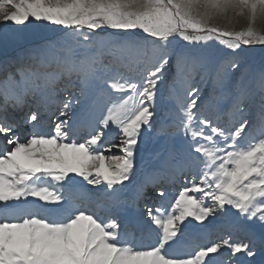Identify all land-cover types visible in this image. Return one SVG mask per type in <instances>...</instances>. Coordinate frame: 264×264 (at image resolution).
Returning <instances> with one entry per match:
<instances>
[{"label":"snow or ice","instance_id":"6c2138e0","mask_svg":"<svg viewBox=\"0 0 264 264\" xmlns=\"http://www.w3.org/2000/svg\"><path fill=\"white\" fill-rule=\"evenodd\" d=\"M237 17L247 21L240 30L228 26ZM257 21H264V0H0L4 44L18 38L13 29L20 26L47 22L66 30L45 45L48 55L13 61L14 71L0 78V264H256L240 257L264 253V234L194 237L187 244L182 238L189 218L203 225L229 208L264 227V70L255 121L256 93L246 72L234 95L229 87L242 65V46H264ZM105 29H139L150 39L101 35ZM174 40L204 50H177L170 47ZM212 41L228 51L211 49ZM169 72L175 111L159 116L157 96L163 98ZM210 73L222 95L198 104ZM61 81L65 91L78 82V95L66 96L53 131H42L44 101L57 95ZM29 98L37 107L27 116L32 131L21 138L8 112L22 110ZM222 98L230 100L226 109ZM82 101L105 105L83 137L69 123ZM110 128L118 131V143L106 142ZM142 131L166 140L182 133L188 145L180 170L188 178L174 200L146 209L155 226L147 244L121 232L114 196L134 176ZM114 149L120 154H111ZM174 159L169 150L167 160ZM75 177L103 186L107 195L97 198ZM29 197L43 203L28 204ZM222 249L229 256L220 262L213 254Z\"/></svg>","mask_w":264,"mask_h":264},{"label":"rangeland","instance_id":"374dc122","mask_svg":"<svg viewBox=\"0 0 264 264\" xmlns=\"http://www.w3.org/2000/svg\"><path fill=\"white\" fill-rule=\"evenodd\" d=\"M224 24V21H220ZM246 19L237 17V21L234 25H228L229 27H235L236 30H240L246 26ZM257 28L264 30V21H257ZM99 31V30H98ZM13 32L18 36L17 39H11L7 44L0 42V78L3 77V73L9 69L14 71L13 61H24L31 63L30 57L34 54L48 55L49 50L45 48V45L49 41L57 40L64 36L66 30L62 26L50 25L47 22H38L35 24H29L27 27H17L13 29ZM101 35L109 34L118 37H133L138 39H150L147 34H144L141 30H132L129 32H123L120 30L105 29ZM170 47L180 49H189L192 51L204 50L200 45H187L180 40H174ZM209 47L213 50L228 51L223 48V45L216 41H212ZM242 56V65L240 70L236 71L232 77V84L229 86L233 95L236 90V82L240 80L241 73L246 72V81H250L251 87L256 93L255 104L250 109L252 119L255 121V114L259 110V74L264 70V46H242L240 50ZM199 82V77H197ZM66 81H61L57 86V95L54 98H48L44 101L45 107L42 108V115L39 117L38 127L45 132H51L54 129V125L57 122L59 113L61 111L60 102L64 100L66 96L77 97L79 90V83L76 82L75 88H70L67 91L64 90V84ZM172 84L171 72L166 74L165 82L163 85V98L160 95L157 96V106L159 109V116L164 113L172 114L175 111L174 102L169 98V86ZM201 101L209 100L213 95L221 96L222 90L215 89L211 73L209 78L204 84ZM177 91L180 90V86H176ZM52 99H55L56 103H52ZM3 101V97L0 96V103ZM217 103L216 100H212L210 111L214 112V106ZM221 107L227 108L230 104L229 99L222 98L219 101ZM37 107L36 101L29 98L27 104L22 110L13 109L16 123L15 132L25 137L32 131V123L27 120V116L30 110H35ZM104 102L97 101L94 105L91 101H82L81 105L73 108L69 113V123L76 128L78 136H86V128L89 124L95 125L103 114ZM11 111V112H12ZM10 112V114H11ZM158 116V118H159ZM28 127V128H27ZM25 128V129H24ZM259 130L257 129V134ZM119 133L117 130L110 128L106 131V142L118 143ZM142 143L139 145V151L136 158V169L131 182H125L123 186H117L114 196L120 202L119 207V222L121 224V232L127 233L128 236L134 237L136 240H143V243H150L149 233L151 231L152 238L154 239L155 226L151 224L150 218L146 211L147 208H156L161 204H166L174 200L176 193L183 186V182L188 178L185 172L184 176L180 175V170L183 169L184 164L187 161L188 145L183 137L182 133H177L172 140L157 139L154 132L142 131L141 136ZM4 139L0 137V145H3ZM172 150L175 159L168 161L167 153ZM162 153L159 157L154 154ZM108 154V153H106ZM113 155H119L120 153L114 149L111 153ZM178 160V163H176ZM173 173L175 175L173 176ZM156 177L152 180V177ZM76 182L84 187L90 193H93L97 198L103 199L107 193L103 186H92L82 181V178L75 177ZM163 190L165 195L161 197L158 192ZM28 204L43 203L36 198L29 197ZM191 221V222H190ZM188 227L185 229L186 235L182 238V243L187 244L192 238H200L201 242L205 240H215L221 235L231 234L234 239H245L246 237L254 236L257 239L264 234V227L253 221H248L239 217L235 210L228 209L227 213L223 216L209 217L203 225H199L197 222L192 221L191 218L184 222ZM250 234V235H249ZM239 255V254H238ZM217 261L223 262L229 256V252L226 249H222L220 254H213ZM240 259H252L256 264H260L264 260V253L257 251L254 258H246L241 256Z\"/></svg>","mask_w":264,"mask_h":264},{"label":"bare ground","instance_id":"6f19581e","mask_svg":"<svg viewBox=\"0 0 264 264\" xmlns=\"http://www.w3.org/2000/svg\"><path fill=\"white\" fill-rule=\"evenodd\" d=\"M27 128H28V127H27ZM24 129H25V128H24ZM176 163H178V160H176ZM152 178H153L152 180H155L156 177L153 176ZM249 235H250V234H249Z\"/></svg>","mask_w":264,"mask_h":264}]
</instances>
